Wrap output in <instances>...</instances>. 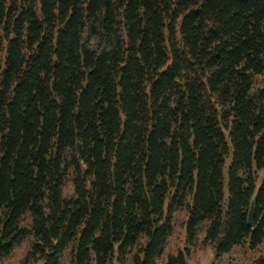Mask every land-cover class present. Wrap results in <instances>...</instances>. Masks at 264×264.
<instances>
[{"label": "trees", "instance_id": "obj_1", "mask_svg": "<svg viewBox=\"0 0 264 264\" xmlns=\"http://www.w3.org/2000/svg\"><path fill=\"white\" fill-rule=\"evenodd\" d=\"M24 245L264 264V0H0V264Z\"/></svg>", "mask_w": 264, "mask_h": 264}, {"label": "rangeland", "instance_id": "obj_2", "mask_svg": "<svg viewBox=\"0 0 264 264\" xmlns=\"http://www.w3.org/2000/svg\"><path fill=\"white\" fill-rule=\"evenodd\" d=\"M184 244V228L182 217L179 216L176 222L175 233L170 238L168 251L172 252L176 247H182ZM27 250V245L22 246L20 249L15 251L12 256L5 259L2 264H20L25 252ZM213 256L209 248L199 246L196 251H194L193 257L188 261V264H213ZM226 261L227 258H224ZM113 264H120L114 262ZM127 264V263H126Z\"/></svg>", "mask_w": 264, "mask_h": 264}, {"label": "water", "instance_id": "obj_3", "mask_svg": "<svg viewBox=\"0 0 264 264\" xmlns=\"http://www.w3.org/2000/svg\"><path fill=\"white\" fill-rule=\"evenodd\" d=\"M252 219H253V211H252V206H251L250 211L248 213V223H249V225L253 224Z\"/></svg>", "mask_w": 264, "mask_h": 264}]
</instances>
